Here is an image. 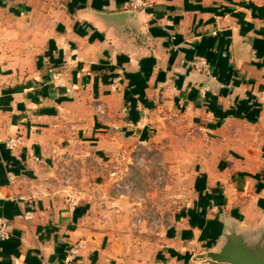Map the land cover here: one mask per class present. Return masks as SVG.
Masks as SVG:
<instances>
[{"label":"crops","instance_id":"1","mask_svg":"<svg viewBox=\"0 0 264 264\" xmlns=\"http://www.w3.org/2000/svg\"><path fill=\"white\" fill-rule=\"evenodd\" d=\"M128 1L0 0V264L264 257V0ZM166 132L189 170L153 228L114 166Z\"/></svg>","mask_w":264,"mask_h":264},{"label":"rangeland","instance_id":"2","mask_svg":"<svg viewBox=\"0 0 264 264\" xmlns=\"http://www.w3.org/2000/svg\"><path fill=\"white\" fill-rule=\"evenodd\" d=\"M191 140L180 132H166L159 140L163 146H135L124 164L114 166L117 186L130 193L132 204L143 206L146 214L149 211L147 220L153 228L168 220L171 211L180 205V195H185L189 170L186 147Z\"/></svg>","mask_w":264,"mask_h":264},{"label":"water","instance_id":"3","mask_svg":"<svg viewBox=\"0 0 264 264\" xmlns=\"http://www.w3.org/2000/svg\"><path fill=\"white\" fill-rule=\"evenodd\" d=\"M262 251H253L244 243L240 235H232L217 251H207L200 255L217 262L231 264H264Z\"/></svg>","mask_w":264,"mask_h":264},{"label":"built area","instance_id":"4","mask_svg":"<svg viewBox=\"0 0 264 264\" xmlns=\"http://www.w3.org/2000/svg\"><path fill=\"white\" fill-rule=\"evenodd\" d=\"M147 5V0H129L128 1V6L127 8L131 9V10H137V9H142L143 7H145ZM203 66L205 67L206 64L203 60H201L200 62L198 63H195V66ZM54 77H56L57 75H59V72H54ZM19 142V138H14V139H9L8 141V144L10 147H13L15 146L17 143ZM76 203V200L72 197H70L68 199V204L70 206H73L74 204ZM4 227H5V224L4 222H0V238H5L7 236L5 230H4ZM81 247L80 244H75L71 247H69L67 249V253H66V256H65V261L66 262H69L71 261L75 255L77 254L79 248Z\"/></svg>","mask_w":264,"mask_h":264}]
</instances>
